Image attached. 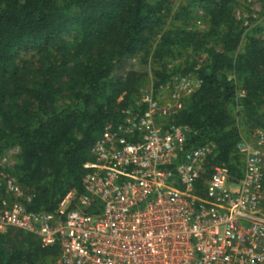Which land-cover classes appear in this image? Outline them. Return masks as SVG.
I'll return each mask as SVG.
<instances>
[{
  "label": "trees",
  "instance_id": "trees-1",
  "mask_svg": "<svg viewBox=\"0 0 264 264\" xmlns=\"http://www.w3.org/2000/svg\"><path fill=\"white\" fill-rule=\"evenodd\" d=\"M239 5L0 0V172L32 196L28 209L54 211L70 190H83L91 146L149 81L143 71L125 70L134 57L149 66L156 88L188 73L202 80L166 116L188 127V148L215 145L197 193L216 164L241 175L237 144L264 129V18H239ZM14 148L17 160L4 168L3 155ZM1 183L0 201L7 196ZM59 254V245L44 247L21 229L0 232V264H51Z\"/></svg>",
  "mask_w": 264,
  "mask_h": 264
},
{
  "label": "built area",
  "instance_id": "built-area-1",
  "mask_svg": "<svg viewBox=\"0 0 264 264\" xmlns=\"http://www.w3.org/2000/svg\"><path fill=\"white\" fill-rule=\"evenodd\" d=\"M201 84L188 73L144 88L91 146L83 190H70L54 211L28 209L32 196L2 170L0 232L59 245L51 264H264V129L238 142L241 175L216 164L200 194L214 143L188 148V127L158 122Z\"/></svg>",
  "mask_w": 264,
  "mask_h": 264
},
{
  "label": "rangeland",
  "instance_id": "rangeland-1",
  "mask_svg": "<svg viewBox=\"0 0 264 264\" xmlns=\"http://www.w3.org/2000/svg\"><path fill=\"white\" fill-rule=\"evenodd\" d=\"M240 5L237 8V16L239 18H244L247 21H250L251 18H258L259 21L263 20L264 14L262 15V12H264V0H239ZM181 62V61H179ZM173 62L172 64H175ZM125 70H138L143 71L148 75V83L145 85L147 87L150 85L153 81L152 79V73L149 68V66H146L141 63V60L139 57H134L130 60H128ZM142 88L141 90H143ZM159 120V123L163 126H167L169 123L167 122L166 116H159L157 118ZM3 157L6 158V161L3 164V167L11 166L16 162V152L12 150H9L6 152V154L3 155ZM94 159H92L93 161ZM2 166V164L0 163Z\"/></svg>",
  "mask_w": 264,
  "mask_h": 264
}]
</instances>
